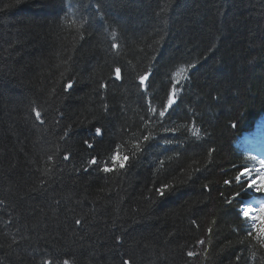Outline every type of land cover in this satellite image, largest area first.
I'll use <instances>...</instances> for the list:
<instances>
[{
  "label": "trees",
  "instance_id": "trees-1",
  "mask_svg": "<svg viewBox=\"0 0 264 264\" xmlns=\"http://www.w3.org/2000/svg\"><path fill=\"white\" fill-rule=\"evenodd\" d=\"M247 136L264 0H0V264H264Z\"/></svg>",
  "mask_w": 264,
  "mask_h": 264
},
{
  "label": "snow or ice",
  "instance_id": "snow-or-ice-1",
  "mask_svg": "<svg viewBox=\"0 0 264 264\" xmlns=\"http://www.w3.org/2000/svg\"><path fill=\"white\" fill-rule=\"evenodd\" d=\"M113 37H115V34H113ZM113 46L115 47V45H113ZM185 72H186V69H184V68H180V69L174 74V78H175V77H180V76H181L183 73H185ZM115 73H116V79H120V69H119V68H117V69L115 70ZM148 78H149V74H147V73H146L145 75H143V76H140V77H139L140 84H141V85H144V84H145V81L148 80ZM179 82H180L179 79H177V80H176V83L178 84ZM67 87L70 89V88L72 87V84L69 83V84L67 85ZM145 90H147V89H145ZM175 94H176V88L173 87V88H172V93H171V95H170V97H169V99H168V101H167V107H168V108H170V107L175 103V99H174ZM150 111H151L153 114H156V109H155V108H150ZM164 114H165L164 110H161V111L159 112V116H161V117L164 116ZM36 118H37V119L40 118V113H39V112H36ZM41 123H43L42 120H41ZM233 127H235V125H233ZM166 131H168V130L166 129ZM173 131H174V130H173ZM191 131H192V134H193L194 136H197V137L200 136V130H199L198 128L193 127V129H191ZM96 134H97V135H102L101 130H100L99 128L96 129ZM143 139H144L145 141H147V140L149 139V137H148V136H144ZM85 143L87 144V146H88L89 148H92V147H93V145H92L91 143H89V142H87V141H85ZM134 147L137 149V151L141 150L139 144L134 145ZM65 159H68V157L66 156ZM111 159H112L113 163H117V162H118V163H119V167H120V168H123V167L125 166V162L128 160V156H127V155H123V156H121L120 153H119V150L117 149L116 153H115L114 155L111 156ZM89 164H93V165L97 164L96 159L93 158V159L89 160ZM260 167H261V168H264V161H260ZM102 170L105 171V172H109V171H112L113 169H110V168L108 167V165H107V162H104V166H103ZM249 171H250V170H247V171H245V172H240L238 175H236V176L234 177L235 181L239 182V181L241 180V177H242V176H245V177H247L249 180H251V177L248 175V172H249ZM225 183L228 184V183H230V181H227V180H226ZM253 183H254V181H253ZM251 186H252V185L249 184V187H251ZM158 192H159V194H160L161 196H163V195H164V192H165V189H164V188H160V189H158ZM228 203L231 204L232 201L229 200ZM249 213H250V209H249V208H245V209H241V211H240V213H238V215L242 214L243 217L245 218V221H248V220L255 221V220H257V219H260V220H261V224H260V226H258L256 223H252L251 228L257 230V232H258L259 234H258L255 238L258 239V240L260 241V243H261L262 246H264V209H261V217L250 216ZM77 223H79V221H77ZM248 235H252V232L249 231ZM200 243L203 244L204 241H200ZM189 255L191 256V255H193V253L190 252ZM47 264H51V261H48ZM63 264H68V261L65 260V261L63 262ZM125 264H129V262L125 261Z\"/></svg>",
  "mask_w": 264,
  "mask_h": 264
},
{
  "label": "rangeland",
  "instance_id": "rangeland-1",
  "mask_svg": "<svg viewBox=\"0 0 264 264\" xmlns=\"http://www.w3.org/2000/svg\"><path fill=\"white\" fill-rule=\"evenodd\" d=\"M248 139H250V137H247V140ZM250 150H255L256 151V147L254 146V147H250L249 148ZM257 156L259 157V154H257ZM262 157H264V155L262 156ZM245 171H247V170H245ZM245 171H243V172H245ZM256 171H259L258 169H256ZM263 171H264V169L263 168H261V170H260V173H261V175H263ZM248 175L251 177V180H249L247 177H245V176H242V182H244L245 184H246V188H247V190L249 191V192H251V193H255L256 192V190H257V180L256 179H254V177H253V175H252V173L251 172H248ZM253 181H254V183H253ZM249 184H251L252 186L251 187H249ZM251 201H253V200H251V199H249V200H247L246 202H244L243 203V208L242 209H245V208H249L250 209V216H254V212L256 211L255 209H254V206H253V204H252V202ZM250 222H251V224L252 223H256L255 221H252V220H249Z\"/></svg>",
  "mask_w": 264,
  "mask_h": 264
}]
</instances>
